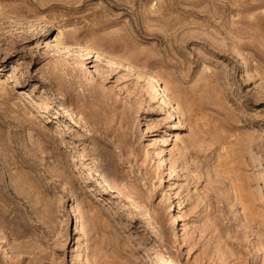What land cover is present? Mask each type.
<instances>
[{
  "label": "rangeland",
  "instance_id": "rangeland-1",
  "mask_svg": "<svg viewBox=\"0 0 264 264\" xmlns=\"http://www.w3.org/2000/svg\"><path fill=\"white\" fill-rule=\"evenodd\" d=\"M0 264H264V0H0Z\"/></svg>",
  "mask_w": 264,
  "mask_h": 264
},
{
  "label": "bare ground",
  "instance_id": "bare-ground-1",
  "mask_svg": "<svg viewBox=\"0 0 264 264\" xmlns=\"http://www.w3.org/2000/svg\"><path fill=\"white\" fill-rule=\"evenodd\" d=\"M163 89H164V88H163ZM68 112H69V111H68ZM70 113H71V112H70ZM84 126H85V125H84ZM174 215H175V214H174ZM177 216H178V214H177ZM178 217H179V216H178ZM174 219H175V218H174ZM174 219H173V220H174ZM178 219H179V218H178ZM174 221H175V220H174ZM174 221H173V222H174ZM174 223H176V222H174Z\"/></svg>",
  "mask_w": 264,
  "mask_h": 264
}]
</instances>
